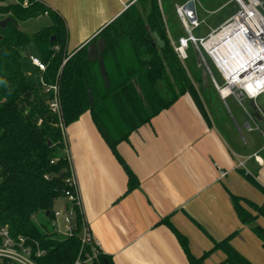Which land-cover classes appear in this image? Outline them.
<instances>
[{
  "label": "crops",
  "instance_id": "obj_1",
  "mask_svg": "<svg viewBox=\"0 0 264 264\" xmlns=\"http://www.w3.org/2000/svg\"><path fill=\"white\" fill-rule=\"evenodd\" d=\"M43 1L63 18L68 50L72 51L93 41L105 25L136 0ZM188 1L158 0L163 20V4L171 6L177 14L175 6ZM215 1L220 8L230 6L236 10L233 0ZM193 2L197 18L198 3L202 6L198 0ZM43 16L49 18L46 14ZM165 28L173 41L185 36L174 37L166 24ZM29 46L33 50L31 53L28 50L24 58L27 61L29 54L35 55L33 43ZM28 64L31 66L29 61ZM202 75L206 78L202 87L191 78L199 103L185 93L149 123L134 129L127 141L117 144V152L139 182L130 192L125 193V170L88 112L65 128V146L77 179L84 218L100 249L113 264H189L164 219L187 239L189 251L195 257L209 251L213 241L233 234L230 242L237 251L252 264H264L261 241L249 225L239 221L230 198V194L241 197V204L253 215L256 211L244 200L257 206L264 203L263 143L255 139L254 133L250 135L257 130H248L244 125L246 121L263 119L264 110L263 114L257 112L255 104L251 106L248 100L245 107L251 115L249 118L235 99L228 97L236 107V117L227 99L223 101L219 97L204 71ZM209 84L220 107L214 104L213 94L205 95ZM223 104L233 121L221 117ZM258 131L263 139L264 133L261 129ZM243 132L249 134L245 137ZM254 156L259 157L260 163ZM66 205V199H61L56 208ZM256 222L264 228V215H258ZM224 258L222 251L215 250L203 263L219 264Z\"/></svg>",
  "mask_w": 264,
  "mask_h": 264
},
{
  "label": "trees",
  "instance_id": "obj_2",
  "mask_svg": "<svg viewBox=\"0 0 264 264\" xmlns=\"http://www.w3.org/2000/svg\"><path fill=\"white\" fill-rule=\"evenodd\" d=\"M1 2L0 19L8 21L0 29V225L37 241L46 251L41 264H72L80 249L77 207L76 230L64 239L43 232L33 219L38 213L50 216L64 197L69 166L58 117L48 108L39 84H32L23 69L29 44L33 43L35 55L46 64L37 75L38 83L42 78L58 86L63 124L68 126L89 113L126 172L125 193L139 182L117 152V144L183 94L189 93L198 103L199 98L170 43L158 0H136L105 25L93 41L103 37L106 48L93 61L86 60V45L68 50L66 24L43 0ZM45 12L51 24L32 37L19 27ZM154 32L165 42L163 47L157 45ZM230 198L239 221L251 227L264 249V228L256 222L258 215H264V203L257 206L244 200L256 211L253 215L241 204V197L230 194ZM163 222L175 234L189 264H204L215 250L225 255L219 264H252L232 246L233 234L213 241L209 251L195 257L187 239L168 219ZM99 260L113 264L106 255L101 254Z\"/></svg>",
  "mask_w": 264,
  "mask_h": 264
},
{
  "label": "built area",
  "instance_id": "obj_3",
  "mask_svg": "<svg viewBox=\"0 0 264 264\" xmlns=\"http://www.w3.org/2000/svg\"><path fill=\"white\" fill-rule=\"evenodd\" d=\"M233 1L236 5L233 15L205 36L194 34L193 30L199 27L195 12L184 5H176L175 11L186 35L178 37L175 41L170 39V43L181 60L187 57L186 50L191 43L197 60L219 97L223 101L228 97L234 98L245 115L251 118L245 107L248 100H252L255 110L263 114L256 99L260 95L264 96V13L260 9L262 0ZM27 59L38 73L45 71L46 64L38 56L29 54ZM39 86L47 97L48 108L58 117L65 144L66 126L62 122L58 86L46 84L42 78L39 79ZM251 122L246 121L244 124L248 130H260L254 120ZM64 152L68 160L69 175L65 179L68 188L61 199H66L67 205L60 208L55 206L50 216L45 215L55 231H42L58 238L62 235V239L73 235L77 227L76 206L80 215V249L72 264H100V255L105 254L84 218L78 183L66 146ZM254 158L260 163L258 156ZM242 164L241 162L240 165ZM222 174L224 173L221 172ZM60 219L64 224L63 228L59 227ZM45 254V249L40 248L37 241L22 233L12 234L7 225H0V264H41L40 260Z\"/></svg>",
  "mask_w": 264,
  "mask_h": 264
},
{
  "label": "rangeland",
  "instance_id": "obj_4",
  "mask_svg": "<svg viewBox=\"0 0 264 264\" xmlns=\"http://www.w3.org/2000/svg\"><path fill=\"white\" fill-rule=\"evenodd\" d=\"M201 4L202 7L199 6L198 3V8H199V12L197 15V20L199 22V27L195 28L194 34L195 35H200L203 36L205 35L207 32L210 31L211 28L216 27L217 25H219L228 15L234 13V11L236 10H232L230 6H223V7H219V3H217L215 0H198ZM7 2V1H6ZM1 0H0V4H1ZM164 6V21L166 26L168 27L169 31L172 33V35L175 37L178 34L181 35H186L185 33V29L180 21V18L178 17L177 14H175L174 10L172 9L171 6H169L168 4H163ZM261 11L264 13V0H262V6H261ZM50 19L46 16H39L37 18H33V19H29L27 21H24L22 23H20L19 27L26 32L30 37H32L33 33H35L37 30L41 29L42 27H45L49 24ZM29 53L32 52L33 48L32 46L28 47ZM186 54L187 57L184 60H181L184 67L186 68L187 72L190 74V77L193 79V81L200 87L203 86V79L206 80L205 76L202 75L203 73V69L202 66L200 65V63L197 60V57L195 55L194 52V48L192 46V44H189L188 49L186 50ZM23 69L24 72L27 75V78L30 80V82L32 84H39L38 83V79L36 75V71H34L31 66H29L28 61L25 59V61H23ZM30 69V70H29ZM215 76L217 77V73L216 71L213 69ZM34 74V75H32ZM208 85V84H207ZM205 92L207 94L205 95H209V93L213 94V100H214V104L218 107H220V103L217 102L214 94V89L212 88V86L209 84V86L206 88ZM204 94V93H203ZM257 103L260 105L261 109L264 110V96L260 95L257 99H256ZM228 107L231 108V110L234 111L235 116L237 117L238 112L236 111V107L234 106V103L232 102L231 99H227L226 100ZM245 104L247 105V101L245 102ZM221 117H226V119H230V121H233L229 110L227 108V106H225L223 104L222 109H221ZM258 127L262 130V132L264 133V118L261 120H257L256 121ZM251 124L255 127V124H253L251 122ZM245 137L247 136L246 132H243ZM253 133L256 135V138L258 141L263 143V139L260 136V132L257 130L255 132L250 133V135H253ZM240 136V134H239ZM61 200V199H59ZM57 208H60L59 206ZM34 222L36 223V225L41 229V230H45L48 232L53 233L55 230L54 228L51 226V224L49 223L48 219L46 218L45 215H43V213H38L35 218H34ZM61 228L64 227V224L62 223V219H60V226ZM54 235V234H53ZM62 235H59V238H61Z\"/></svg>",
  "mask_w": 264,
  "mask_h": 264
},
{
  "label": "water",
  "instance_id": "obj_5",
  "mask_svg": "<svg viewBox=\"0 0 264 264\" xmlns=\"http://www.w3.org/2000/svg\"><path fill=\"white\" fill-rule=\"evenodd\" d=\"M185 8L190 9L192 11H195V6L193 0H189L185 5ZM8 21V18L0 19V29L5 27L6 23ZM154 38L159 47H163L165 42L159 37V35L154 32ZM1 38V36H0ZM106 48V42L103 37L99 36L94 41H90L86 44V60L87 61H93L98 59L100 56V53H102ZM250 105L253 106L254 102L251 100ZM255 109V105H254ZM48 212H46V215Z\"/></svg>",
  "mask_w": 264,
  "mask_h": 264
}]
</instances>
